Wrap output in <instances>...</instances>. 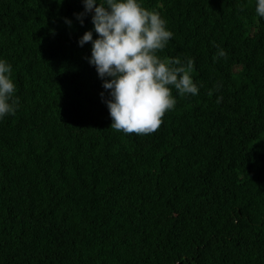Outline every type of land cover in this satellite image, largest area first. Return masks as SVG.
Instances as JSON below:
<instances>
[{"label":"trees","instance_id":"trees-1","mask_svg":"<svg viewBox=\"0 0 264 264\" xmlns=\"http://www.w3.org/2000/svg\"><path fill=\"white\" fill-rule=\"evenodd\" d=\"M139 2L174 34L157 55L191 59L199 87L173 88L148 135L111 128L84 0H0L18 99L0 119V264H264L257 0Z\"/></svg>","mask_w":264,"mask_h":264},{"label":"clouds","instance_id":"clouds-1","mask_svg":"<svg viewBox=\"0 0 264 264\" xmlns=\"http://www.w3.org/2000/svg\"><path fill=\"white\" fill-rule=\"evenodd\" d=\"M84 6L77 19L83 25L84 17L92 13L99 38L94 40L93 31H87L79 44L92 43L89 63L96 67L104 89L110 90L105 102L113 120L111 128L138 135L158 131L165 114L177 103L173 88L180 96L199 93L191 76L194 62L157 55L174 34L158 12L144 8L139 0H84ZM256 12L264 17V0H257ZM226 58L227 52L218 48L214 60ZM11 72L12 66L0 60V119L15 115L18 107Z\"/></svg>","mask_w":264,"mask_h":264}]
</instances>
